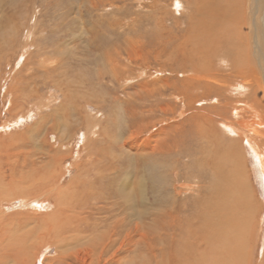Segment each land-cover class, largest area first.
<instances>
[{"label": "bare ground", "instance_id": "bare-ground-1", "mask_svg": "<svg viewBox=\"0 0 264 264\" xmlns=\"http://www.w3.org/2000/svg\"><path fill=\"white\" fill-rule=\"evenodd\" d=\"M138 3L140 4L141 1ZM145 3H149L152 8L157 9V14L152 19L158 29L157 38L160 40L161 52L165 50L164 41H168L172 45L169 60L171 64L168 65L172 67L176 74L179 72L190 74V76L178 82L184 88H178L177 90L176 84L174 85V81H171L174 92L170 93L169 96L171 95L175 100H180L186 108L187 106L192 107L195 102L190 92H198L200 89L205 93L206 91L208 93L213 92V95L216 96L214 97L215 101L217 97L223 96L224 93L227 96H247L251 88L264 107V0H146ZM167 7H169V10ZM184 9L186 10L185 21L181 26L180 20L174 17L173 14L180 15ZM168 19L171 21L170 27L165 26V20ZM17 21L14 31L21 35L20 26L23 22L17 23ZM24 26L22 25V27ZM4 29L1 31L7 33V28L5 31ZM28 36L26 35V38ZM6 37L8 38V36ZM7 38H5V41ZM20 45L19 48L22 50H26L29 46L27 42ZM14 51L13 54H15ZM36 54L40 53L37 52ZM7 61L10 62V59ZM41 61L40 65H44V74H50L47 66H45L47 60L43 58ZM52 62L48 65H51ZM58 62L59 64L62 63L60 59ZM17 64L18 69H28V60L26 61V59L21 65ZM60 65L55 60L53 65L50 66L52 73L57 71L53 68L56 69ZM166 70H169V68L160 71ZM223 70H228V75H225ZM138 71H131V75L128 72V77H140L144 74L142 70L137 73ZM32 74L36 75L35 72H32ZM170 74L172 75L171 72ZM231 75H234L235 78L241 77L244 81L234 83L236 81H233ZM45 79L46 77L41 79L42 85L37 84V88H41L46 84ZM70 79H64V81L60 78L52 79L54 86L58 85L59 88L65 89L64 91L61 90V92L63 91L64 101L58 105L59 111L64 112L65 109L68 111V108L71 107L72 90L69 87H72L75 83H70ZM168 81L169 79H166V82ZM25 83H28V80ZM79 84L81 83H77V85ZM248 84L251 86H247ZM75 91L76 95L78 90ZM76 96L78 97V94ZM209 96L210 94H206L204 98L207 99ZM147 97L146 95L143 99ZM49 102L45 98L39 103L36 101L28 110H24V113L18 116V119L13 121L10 126L14 129L24 125L27 121L32 120L33 115L38 114L41 109L49 105ZM131 107L130 112L128 110L127 118L130 119L128 125L130 124L133 128L137 125L134 126L136 123L135 108L134 106ZM18 109H20V106ZM195 110L197 112L189 116L194 124L200 121L210 124L204 132H199V129H193L194 132H189L190 137L187 136L185 142L188 143L187 145L192 144L194 147L183 152L184 157H187V161L189 159L194 160L193 163H184L187 170L184 172H196L201 177L197 190L190 193L192 199H195L193 198L194 194L198 195V198L189 204L188 196L180 199L179 191L171 193L173 200H171L169 207L163 208L151 218L145 217L147 216L144 212L145 208L136 209L134 205L130 204L134 202L130 195L129 198L122 200L119 204L125 210V213H122L124 215L121 217L108 211V209L103 212V208L96 206V204L104 202L105 199L95 198V196H92L94 197V205L89 206V210L84 212L86 210L81 207V204L85 203L86 196L80 194L81 189H73L74 183L79 181L76 183L77 185L80 182L86 184L84 182H88L87 178L81 177L89 176L94 172V184H99L105 178L102 177L101 173L106 175V171H108L113 179H109L110 183L106 181V184L114 191L113 186L117 184L116 182H119L117 177L123 172L124 167H122L123 165L120 166L118 161L116 162L119 166L112 167L116 162L113 163V160H105V157L100 156L102 159L97 158L98 163H93L94 166L81 165L76 160H71L63 168L61 166L62 159L65 160L67 159L66 156H69L68 154H61L64 150L63 141L71 136L70 132L66 130V132H63L62 138L59 140L61 143L58 145L43 140L36 145L35 153L22 147L19 142L21 132L17 135L18 139L6 138L1 135L0 264H35L34 259L37 257L36 255H40L41 249L49 250L52 246H55L58 253L56 260H54L55 264H127L130 258L126 259L123 255H129V253H135L136 259L144 260L148 258L149 264H264V238L259 252V259H256L255 256L256 241L260 239L263 223L260 215L262 209L255 199L254 189H251L250 186V172L246 165L247 155L245 154L247 147L245 146L252 148L254 163L257 170H259L258 176L263 190L264 155L258 151L256 144L251 141V137L246 136L245 139L241 136L238 137L234 126L217 123L226 130L227 134L236 137L226 138L227 140H225L226 135L224 136V134L226 132H218L215 125H213L216 119L209 116V114L201 113L198 108ZM141 111L143 113L144 109ZM98 115L99 112L94 114V118L97 120ZM254 116L258 117L259 115L255 114ZM40 117L41 120L38 124L36 123L35 127H39L45 121V116ZM87 118L89 117L87 116ZM138 120H141V117ZM89 121L87 120V128L93 130L96 127V121L91 120V123ZM155 125L153 123L152 127ZM259 126L264 128V123L259 122ZM8 127L9 125L2 128ZM140 129L144 131V128ZM40 130V128H35L30 131L40 132ZM136 130H134L135 133ZM24 132H22L23 135ZM130 132L133 133V130ZM96 133L98 132L96 131ZM254 133L257 134V132ZM73 137L71 136V139ZM85 146L87 147V145H84V149ZM160 146L149 148L148 145L147 153L152 157L150 160L154 158L153 156L162 153L161 148L159 149ZM163 153L167 154H163V156L174 155L167 148ZM139 155L146 154L140 152V154H137V158ZM79 156L80 153L77 151L72 157L75 159ZM150 157L140 158V164L144 167L149 166V168L154 166L156 162L154 164L147 161ZM172 163L175 164V162ZM172 170H174V166ZM150 171V174H152L150 178H152L157 172H154L152 168ZM69 172H74V175L66 183H63L64 177ZM127 176L129 175L125 176V181L129 180ZM137 176L139 181L135 190L138 197L141 195L139 199L142 204H146L147 200L143 194L146 177L144 173ZM203 177L208 179L206 183H203ZM117 186L125 188L124 184L119 185L118 183ZM85 188L84 190H86ZM93 189L95 191V188ZM185 189L187 188H184V191H188V189ZM96 190L99 189L96 188ZM115 190L119 192L118 188ZM83 191L81 193H84ZM126 194L130 193L126 192ZM65 196L66 198H64ZM17 202L21 203L18 204ZM16 203L17 206H11L16 205ZM10 206L15 211L7 213ZM15 207H18V210ZM44 207H52V210L40 212ZM102 213L105 214L100 216ZM96 214L99 215L96 216ZM129 262L132 263L133 261ZM134 262L142 264V261L137 260ZM46 263L50 264V261L47 259Z\"/></svg>", "mask_w": 264, "mask_h": 264}, {"label": "rangeland", "instance_id": "rangeland-1", "mask_svg": "<svg viewBox=\"0 0 264 264\" xmlns=\"http://www.w3.org/2000/svg\"><path fill=\"white\" fill-rule=\"evenodd\" d=\"M0 1V47L2 48H0V136L18 139L17 135L21 132V140L19 142L22 147L35 153L38 143L46 140L50 144L58 145L61 143L59 141L62 138L61 135L67 131L74 137L71 139L70 136L66 138L67 140L64 139L65 141H63L64 150L61 154L69 155L66 156L67 159H62L63 163L61 166L63 168L71 160H76L81 165H93L95 162L98 163L97 158L102 159L101 157H105V160L111 159L113 163L118 161L119 165H123L122 167L125 168H121L123 172L117 177V181L119 182H116L117 184L115 183L116 185L113 186L114 191L106 184L108 181L110 183V180L113 179L108 171H106V175L101 173L102 177L105 178L103 182L99 183L100 185L98 183L94 184V172L89 174V176L81 177L87 178L88 182H84L86 184L80 182L81 184L77 185L76 183L79 181L74 183L73 189H81L80 194L86 196V200L83 199L85 203L81 204V207L86 210L84 212L89 210V206L92 207L94 205V197L92 196L105 199L104 202H98L96 206H101L103 212H106L108 209V211L116 213L118 217L123 216L124 214L122 213H125V210L119 204L130 196L134 200L130 204L134 205L136 209L145 208L144 212L147 215L145 217L149 218L163 210V208L169 207L172 202L171 200H173L172 194L176 191H179L180 199L188 196L189 204L196 200L198 195L194 194L193 198L195 199H192L190 193L197 190L201 177L196 172H184L187 171L184 163H193L194 160L189 159L187 161V157H184L183 152L194 147L192 144L187 145L188 143L186 144L185 142L187 136L190 137L189 132H194L193 129H199V132H204L210 126L207 122L203 123L202 121L194 124L193 120L189 118L192 113L197 112L195 110L197 108L201 113L209 114V116L216 119L213 125H215L218 132L225 133L226 130L217 123L232 125L236 129L238 137L241 136L244 139L246 136L251 137V141L256 144L258 151L264 155V128L259 126V122L264 123V107L253 89L250 88L247 96H227L224 93L223 96L217 97L215 101L214 97L216 96L213 95V92L208 93L206 91L205 93L200 89L198 92H190L195 102L192 107L187 106L186 108L180 100H175L171 95L169 96L170 93L174 92L171 81H174L177 90L178 88H184L178 82L190 76V74L179 71L176 74L172 70V67L168 65L171 64L169 60L171 58L172 45L168 41H164L163 46L165 50L161 52L160 40L157 38L158 29L152 19L157 14V9L152 8L149 3H145L146 0ZM139 1H141L140 4L138 3ZM167 9L169 10V7ZM185 14V9L180 15L173 14L174 17L180 20L181 26L185 21ZM7 16L9 17L7 18ZM16 21L17 23L23 22L20 26L21 35L14 31L17 25L15 24ZM22 25L25 26L22 27ZM165 26H171L170 19L165 20ZM3 28H7V33L5 29V32L1 31ZM4 34L5 38L8 36V41H5ZM26 35L29 36L26 38ZM29 40L31 41L29 42ZM22 41L27 42L29 45H26L28 47L26 50L19 48L20 44L23 43ZM13 51L15 54H13ZM23 51L25 52L23 53ZM37 52L40 54H36ZM21 53L22 55L20 56ZM10 54L13 56L11 57ZM110 55L112 56L110 57ZM43 58L47 60L45 66H47L53 80L60 78L64 81V79L71 78L70 83H75L72 87H69L72 90V97H70L72 104L68 108V111L65 109L66 112L59 111L58 109V105L64 101L63 91L65 89L59 88L58 85L54 86L50 74H44V65H40ZM9 59L10 62L7 61ZM25 59L26 61L28 60L29 70L27 68L18 69L17 63L21 65ZM59 59L62 61L61 65L58 62ZM55 60L60 65L56 69L53 68L57 70L55 71L56 74L52 73V68L50 67ZM51 61H53L52 64L48 65ZM172 64L175 65L174 63ZM166 68H169V70L160 71ZM140 70L144 72L142 76H137L138 78L133 76L128 77L131 71H138L137 73H139L141 72ZM32 72H35L36 75L32 74ZM223 72L225 75L229 73L228 70H223ZM59 73L62 74L58 75ZM44 77H46L44 80L46 84L41 88H37V84L42 85L41 79H44ZM230 77L233 81H236L234 83L244 81L241 77L235 78L234 75ZM166 79H169V81L166 82ZM26 80H28V83H25ZM77 83L81 84L77 85ZM247 86L251 85L248 84ZM76 89L78 90L76 93L78 97L75 95ZM61 90L63 91L61 92ZM206 94H210L207 99L204 98ZM146 95L148 97L143 99ZM49 97L52 98L50 99ZM44 98L50 101L49 105L41 109L38 114L33 115L32 120L14 129L10 126L13 121L18 119V116L24 113V110H28L33 103L36 101L39 103ZM203 99L204 101H202ZM19 106L20 109H18ZM131 106L135 108L136 123L134 126L137 125L133 128H131L130 124L128 125L130 119L127 118L132 108ZM203 107L205 109H201ZM142 109H144L143 113H141ZM97 112H99L98 120L94 118V114ZM255 114L259 116H256V118ZM40 116H45V121L39 127H35L39 123V120H41ZM140 117L143 121L138 120ZM89 119L93 122L96 121V127L93 130L92 128H87V120L89 121ZM91 120L89 121L90 123L92 122ZM153 123L156 124L154 127H152ZM7 125H9L8 128H2ZM35 128H40V132H31ZM140 128H144V131ZM131 130H133V133L130 132ZM134 130H136V133ZM23 131H25L24 135ZM99 132L101 133L99 134ZM254 132H257V134ZM225 135V140L235 137L232 134H227V132ZM24 140H26L25 143L28 142V145L23 143ZM123 143L125 144L123 145ZM85 144L87 147L85 146L84 149ZM148 145L149 148L161 145L162 147L160 146L159 149L161 148L162 153L153 156L154 158L150 160L152 157L147 153ZM245 147H247L245 154L247 155L246 165L250 172V186L251 189H254L255 199L262 209L260 213L263 221L262 229L260 239L256 241L255 248L256 259H259V252L264 238V190L258 176L259 170H257L254 163L252 148L250 146ZM165 148L174 154L175 157L174 155L163 156V154L167 155L163 153ZM77 151H79L80 156L73 159L72 156ZM140 152L146 155H139L137 158V154H140ZM144 156L150 157L147 161L154 164L156 162V164L150 168L149 166L144 167L140 164V158ZM118 162L113 164L112 167L119 166ZM172 162H175V164ZM173 166L174 170L171 171ZM151 168L154 172H157L152 178H150L152 176L150 174ZM142 173L146 177L144 182L145 190L143 192L147 200L146 204H142L139 199L141 195L138 197V193L135 190L139 181L137 175ZM73 175L74 172L67 173L63 179V183H66ZM126 175H129L127 176L129 178L128 181L124 180ZM202 180L204 181L203 183H206L208 179L203 177ZM118 183L119 185L124 184L125 188L117 186ZM90 187L91 189L95 188V191L94 189L91 190ZM96 188L99 190H96ZM117 188L119 192L115 190ZM184 188H187L188 191H184ZM81 191L84 193H81ZM126 192L130 194H126ZM88 194L89 196H87ZM17 203L11 206H17ZM11 206L7 213L15 211ZM15 209L18 210V207H15ZM50 210H52V207H44L40 212H49ZM104 214L102 213L100 216ZM36 256L34 259L35 264H47V259L50 261V264H55L54 260H56L55 258L58 256V253L55 246H52L49 250L41 249L40 255ZM123 256L126 259L130 258L129 261H133L132 263L127 261V264H139L134 262L137 260L142 261V264H149L148 258L144 260H140V258L136 259L135 253L124 254Z\"/></svg>", "mask_w": 264, "mask_h": 264}, {"label": "snow or ice", "instance_id": "snow-or-ice-1", "mask_svg": "<svg viewBox=\"0 0 264 264\" xmlns=\"http://www.w3.org/2000/svg\"><path fill=\"white\" fill-rule=\"evenodd\" d=\"M179 6V5H178Z\"/></svg>", "mask_w": 264, "mask_h": 264}]
</instances>
